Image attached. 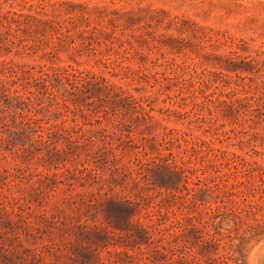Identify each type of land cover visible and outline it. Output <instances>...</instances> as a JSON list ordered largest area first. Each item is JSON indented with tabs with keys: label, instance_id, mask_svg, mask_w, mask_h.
Returning a JSON list of instances; mask_svg holds the SVG:
<instances>
[{
	"label": "rangeland",
	"instance_id": "rangeland-1",
	"mask_svg": "<svg viewBox=\"0 0 264 264\" xmlns=\"http://www.w3.org/2000/svg\"><path fill=\"white\" fill-rule=\"evenodd\" d=\"M0 11V62L44 65V69L72 65L98 77L90 90L96 101L90 106L82 104L87 117L64 109L57 120L55 116L39 113L45 119L44 127L66 119L67 126L78 123L86 129H95L101 125L110 127L121 119L128 125L124 132L135 139L154 136V144H146L148 154L135 148L134 143L125 142L128 152L117 168L97 160L96 156H87V150H82L78 160H65L57 168L44 166L45 162L36 158L23 160L8 153L5 158L0 155V169L10 168V173L19 174L14 166L30 168L23 180L17 179L20 185L15 190L22 193L29 183H34L28 187L34 196L38 195L34 187L39 186L52 187L62 196L73 194L65 204L68 223H77L79 216L90 209L91 202L104 198L100 193L107 191L109 185L112 187L109 195L140 202L142 221L149 222L145 212L154 210L166 213L163 225L176 219L184 221L192 215L204 223L206 216L201 211L204 205L196 209L185 186L195 187L197 176L208 178L220 171L229 172L234 165L240 166V161L230 154L216 158L215 152L203 147V153L192 156L190 170L182 172L178 168L179 175L171 174L173 162L181 164L180 156L166 160L157 158V151L177 153L180 149L171 137H181L183 131L189 140H204L211 147L264 164V0H0ZM5 14L8 19L17 20L11 30L1 25L7 24ZM6 36L9 40L4 39ZM22 44L27 46L22 48ZM101 77L115 84L116 91L122 90L121 96L108 95L110 91L98 81ZM18 89L21 94L27 93L22 86ZM134 98L154 116L152 121L141 119L142 110ZM221 100L234 102L243 112L254 110L247 115L253 121L242 118L234 121V113L219 107ZM101 103L104 106L97 113L91 111ZM109 105L129 114L122 118L123 115L109 113L104 118L102 109H108ZM98 118L101 124L96 122ZM211 121H215L214 125ZM181 143L186 146L183 140ZM63 146L61 139L59 147ZM181 155L189 158L188 154ZM39 172L43 175H37ZM145 175L151 180L146 182ZM100 185L106 186L100 190ZM197 199L198 203L204 199L205 205L214 208L219 204L215 194L198 191ZM99 218L89 224L99 225L100 214ZM221 220V231L234 227L229 218L219 217L214 223ZM34 221L46 227L42 219ZM198 229L200 232L188 237V245L200 264H264V233L247 238L240 247L227 253L224 245L230 243L229 238L222 239L211 224L204 227L198 223ZM208 233H215L221 240L209 241ZM21 237L23 248L31 249L41 243ZM82 237L83 233L72 239ZM84 239L86 242L87 238ZM108 241V248L99 250L102 259L90 260L92 264H107L108 258L118 264H137L134 256L115 252L132 253L129 247L114 246L112 239ZM2 243L8 250L0 248V264H20L15 258V252L23 251L18 241L3 236ZM162 244L158 242L160 247ZM107 250L112 253L108 255ZM165 253L164 250L155 253L156 264L165 263ZM76 257L89 256L79 253Z\"/></svg>",
	"mask_w": 264,
	"mask_h": 264
},
{
	"label": "trees",
	"instance_id": "trees-1",
	"mask_svg": "<svg viewBox=\"0 0 264 264\" xmlns=\"http://www.w3.org/2000/svg\"><path fill=\"white\" fill-rule=\"evenodd\" d=\"M1 14L2 11H0ZM4 16L7 24L1 25L11 30L12 23L17 20L13 17L8 19L7 14ZM4 39L9 40L7 36ZM26 46V44H22V48ZM0 66L2 74L0 76V155L2 157H7L6 153H8L23 160L36 158L43 160L44 166L53 165L57 168L58 164L65 160H78L82 150H87V156H96L97 160L112 163L117 168L125 155L124 153L128 152V149L124 147L125 142L134 143V147L141 148L145 154H148L146 144L150 146L154 144V136H141L135 139L129 133H125L124 128L128 125L121 119L113 122L110 127L101 125L95 129H86L84 125L78 123L67 126L66 119L51 127H44L45 119L39 117V113L44 112L49 117L55 116V120H57L63 116L61 109H64L65 112H81L83 117H87L89 114L84 112L82 104L90 106L96 101L93 98L94 95L90 93L91 86L96 83L94 80L98 79L96 75L72 65L48 66L44 69V65H16L13 62L2 61ZM37 67L39 68L36 73ZM98 81L110 91L108 95L120 97L123 93L120 87L118 88L121 91H116L115 87L117 86L110 84L104 77ZM19 86L25 88L27 93H19ZM31 87H34V90H31ZM98 101L102 102L105 99L98 98ZM219 102L222 104L219 106L222 111L234 113V121L241 118L246 122L253 121L247 115L252 114L254 110L243 112L232 101L221 100ZM134 103L138 104L142 110L141 119L144 121L153 120L154 116L145 111V107L139 103V100H135ZM103 106L104 104L101 103L91 111L97 113V109ZM151 110H153L152 107ZM102 111L104 118H108L109 113L112 116L123 115L122 118L129 114L128 111L122 112L115 105H109L108 109L103 108ZM186 115L188 114L186 113ZM96 122L101 124L102 120L98 118ZM211 123L214 125L215 121H211ZM220 126L223 127L224 123H220ZM217 128L214 127V129ZM172 131L179 133L175 129ZM182 133L181 137H171L177 143V148L180 149L177 153L172 151L163 153L158 150L156 155L157 158H166V160L180 156V165L173 162L171 171L173 175H179L178 168L182 172L190 170L192 156L203 153L205 151L203 147H206L208 151L215 152L216 158L230 154L232 159L240 161V166L234 165V169L229 172L221 173L220 171L217 175L208 178L197 176V180L194 182L195 187L185 186L187 193L193 197V206L200 209V206L204 205L201 208L206 216L204 223L197 220L196 215H192L184 221L176 219L171 220L168 225H163L166 213L154 210L145 212L149 222L142 221L140 213L143 207L140 202L109 195L108 192L112 190L110 185L107 191L100 193L104 195V198L91 202L90 209L79 216L77 223H68L64 216L65 204L74 195H58L52 187L42 188L39 186L34 187V191H38V195L34 196L28 190L30 185H35L34 183H29V186L25 187L21 193L20 190H15L16 186L20 185L17 179L23 180L30 168L14 166L13 169L19 174L10 173V168L0 169V173H3L1 176L3 181L0 183V238L7 236L9 239L17 240L18 246L22 248L24 247L22 235L25 240H33L35 244L39 240L41 241L40 245L31 249L25 247L21 253L15 252V258L20 264H92L90 260L95 262V260L102 259L99 250L107 249L110 239L114 241L112 243L114 246L120 244L129 247L132 253H129L128 250L115 252L126 254L129 257L134 256L137 259V264H156L155 253H162V250L166 251L164 254L166 261L163 264H200L194 249L188 245V237L192 233L200 232L198 223L204 227L211 224L216 230L215 233L221 235L222 239L227 237L231 240L230 243L224 245V250L227 253H230L235 247H240L247 238L263 234L264 164L262 165L254 159H247L235 152L211 147L204 140L199 142L189 140L185 136L187 135L186 131ZM61 139H64L63 147H59ZM181 140L185 142L186 146L182 145ZM136 141H140L141 144ZM137 154L136 152L135 155ZM181 154H188L189 158L184 159ZM87 161H89L88 158ZM37 175L43 174L39 172ZM10 176L13 178L9 179ZM144 180L148 182L151 179L145 175ZM200 183L204 185H198ZM105 186L100 185L99 189L102 190ZM198 191L203 194H215L219 204L214 208L205 205L204 199L198 203ZM99 214L101 215L100 224L91 226L89 222L100 219ZM219 217L231 219L234 227L221 231L222 220L214 223ZM34 218L45 221L46 227L38 226ZM80 232L87 238L86 242H84V237L79 240L72 239L75 235L81 234ZM215 233H208L209 241L221 240L216 237ZM235 240L238 242L235 243ZM158 242H164V244L160 247ZM0 248L8 250L4 243L0 244ZM86 249L89 251L85 252ZM79 253L87 254L89 257L77 258L76 255ZM106 253L110 255L112 252L107 250ZM186 254L190 258H187ZM216 259L217 257H214L212 260ZM68 260L72 262L70 263ZM106 262L107 264H118L117 260L113 261L110 258Z\"/></svg>",
	"mask_w": 264,
	"mask_h": 264
}]
</instances>
